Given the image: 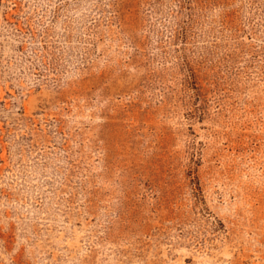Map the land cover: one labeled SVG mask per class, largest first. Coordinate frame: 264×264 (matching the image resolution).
Instances as JSON below:
<instances>
[{
	"label": "rangeland",
	"instance_id": "374dc122",
	"mask_svg": "<svg viewBox=\"0 0 264 264\" xmlns=\"http://www.w3.org/2000/svg\"><path fill=\"white\" fill-rule=\"evenodd\" d=\"M0 264H264V0H0Z\"/></svg>",
	"mask_w": 264,
	"mask_h": 264
}]
</instances>
